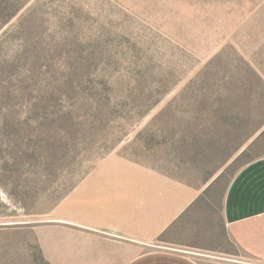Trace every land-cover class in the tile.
I'll use <instances>...</instances> for the list:
<instances>
[{
  "label": "rangeland",
  "instance_id": "374dc122",
  "mask_svg": "<svg viewBox=\"0 0 264 264\" xmlns=\"http://www.w3.org/2000/svg\"><path fill=\"white\" fill-rule=\"evenodd\" d=\"M112 154L195 189L187 219L218 233L264 157V0H0V264L61 260Z\"/></svg>",
  "mask_w": 264,
  "mask_h": 264
},
{
  "label": "crops",
  "instance_id": "0c3cea01",
  "mask_svg": "<svg viewBox=\"0 0 264 264\" xmlns=\"http://www.w3.org/2000/svg\"><path fill=\"white\" fill-rule=\"evenodd\" d=\"M197 198L181 182L109 155L79 183L76 208L66 205V249L53 264H246L226 255V237L250 264H264V157L231 179L218 233L194 231L186 214Z\"/></svg>",
  "mask_w": 264,
  "mask_h": 264
},
{
  "label": "trees",
  "instance_id": "16d2710c",
  "mask_svg": "<svg viewBox=\"0 0 264 264\" xmlns=\"http://www.w3.org/2000/svg\"><path fill=\"white\" fill-rule=\"evenodd\" d=\"M254 160H255V159H254ZM254 160H251V161H248V162L244 163V165H242L237 171H239L243 166H245L246 164H248V163H250V162H252V161H254ZM237 171L233 173L231 179H232L233 176L237 173ZM231 179H230V181H231ZM230 181H229V183H230ZM229 183H228V184H229Z\"/></svg>",
  "mask_w": 264,
  "mask_h": 264
}]
</instances>
